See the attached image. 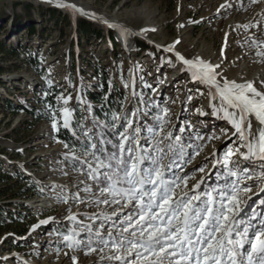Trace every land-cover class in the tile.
Returning <instances> with one entry per match:
<instances>
[{"label":"rangeland","instance_id":"374dc122","mask_svg":"<svg viewBox=\"0 0 264 264\" xmlns=\"http://www.w3.org/2000/svg\"><path fill=\"white\" fill-rule=\"evenodd\" d=\"M61 1L102 15L114 27L104 28L80 15H71L47 0H0V40L7 50H0V176H7L0 182V264H73V256L75 264H120L108 259L110 249L100 240H107L109 232L113 238L131 239L123 228L128 226L129 216L134 223L139 220V207L134 202L127 206L123 201L120 205L96 202L101 196L99 189L107 181L100 185L90 180L87 165L80 163L90 159L85 149L95 143L93 122L110 126L118 145L120 132L134 134L133 155L139 145L156 157L159 152L151 151L149 146L159 137H151L148 130L158 128L157 117L167 109L161 135L171 132L173 139L164 140L159 148L166 153L162 162L171 160L176 167L169 169L166 176L171 179L173 174L180 176L206 165L205 173L196 171L195 179L189 181L191 187L207 174L200 192H211L231 179L226 177L225 163L257 172L264 166V161L243 160L238 153L225 157L229 149L239 148L241 153L247 149L240 147L239 137L232 135L234 129L222 112L212 115L210 102L219 108V98L212 100L209 87L193 82L176 58V53L188 60L199 57L219 65L216 72L221 84L224 79L252 82L264 92V54H257L264 52V0L256 4L250 0ZM26 5L32 7L30 18L24 16ZM221 5L231 8L219 14ZM76 20L94 24L101 36H84L77 30ZM134 40L149 48H135ZM173 44V51L164 50ZM104 76L108 78V90L113 88L123 95L119 109L109 107L108 111L104 103ZM87 91L98 94L95 107L100 109L101 117L89 109ZM18 98L34 106L38 117L23 110L13 113L10 105L19 107ZM38 100L44 102L40 104ZM64 108L71 112L67 130L80 138L76 145L57 137L64 129ZM53 112L59 131L52 128ZM114 116L118 119L114 120ZM249 119L254 137L261 125L254 116ZM175 136L181 139L176 141ZM196 146L199 155H195ZM213 152L217 155L213 156ZM72 153L79 159L73 160ZM189 157L191 162H186ZM216 161L219 163L213 168ZM148 167L151 161L145 158L142 168ZM246 183L252 185V192L242 194L243 198L252 196V206L261 210L264 192L260 189L264 182ZM32 186L34 193L27 191ZM183 190L181 185L177 194ZM21 191L26 193L14 195ZM257 192L259 197L254 195ZM206 199L201 196L202 201ZM72 214L76 215L75 221L68 219ZM43 220L49 222L40 224ZM37 224L39 227L32 230ZM69 232L79 233V247H67L63 237ZM89 246L104 250L86 254ZM127 259L134 261L135 257Z\"/></svg>","mask_w":264,"mask_h":264},{"label":"snow or ice","instance_id":"6c2138e0","mask_svg":"<svg viewBox=\"0 0 264 264\" xmlns=\"http://www.w3.org/2000/svg\"><path fill=\"white\" fill-rule=\"evenodd\" d=\"M259 2L260 0H250L251 4ZM56 6L72 8L84 14L74 5L57 2ZM242 27L248 29V25ZM174 47L175 44L169 45L164 50L170 52ZM223 52L224 50L221 49L222 55ZM257 54L262 55L264 52ZM176 58L185 66L183 70L190 73L193 82L209 87L212 100L219 98V108L210 102L212 115L216 116L222 112L223 117L234 129L232 135L239 137L240 147L247 149L242 153L239 148L235 151L229 149L225 157L238 153L243 160L256 158L264 161V92L258 91L252 82L236 83L224 79L221 84L217 80L219 74L216 72L219 65H211L199 57L188 60L176 53ZM188 99L190 100L191 96ZM67 102L65 98L64 103ZM167 111L164 109L163 114L157 117L158 128L148 130L151 137H159L154 145L149 146L151 151L159 152L158 156L153 157L149 150L139 145L135 149L136 154L133 155L134 150L130 143L135 139V135L120 132L119 153L114 151L107 154L106 149L91 143L88 148L92 151L85 149L86 156L90 159L85 158L80 161L82 166L87 165L86 174L90 180L98 184L107 181L106 186L99 189L101 196L97 198V203L120 205L123 201L127 206L128 203L134 202L139 207V220L134 223L129 216L126 221L128 226L123 228V232L129 233L131 239L128 236L113 238L111 232L107 240L101 238L100 243L110 249L108 259L118 261L120 264H136L137 261L140 264H165V261L167 264L173 262L175 264H264V199H260L261 210L258 211L252 206L254 203L252 196L246 199L242 196L244 193L252 192V185L246 181H253L256 184L264 182V166H261L257 172L246 166L229 167L228 163H225L226 177L231 179H226L222 187L213 188L211 192L199 191L205 183L207 174L202 175L189 187V181L195 179L194 173L196 171L205 173L206 165L198 166L183 175L173 174V178H167L169 169L176 167L171 160L167 164L162 162L166 153L164 149L159 148L164 140L173 139L171 132L161 135L166 123ZM62 115L63 127L67 129L70 127L71 112L64 108ZM200 115L205 113L200 112ZM252 116L261 125L254 137L249 119ZM113 119L118 117L114 116ZM52 128L53 131H59L55 112H53ZM183 131L184 129H181V132ZM214 138L219 139V137L208 139ZM174 139L179 141L181 137L175 136ZM100 143L101 145L106 143L103 136ZM65 147L68 145L65 144ZM196 147L195 155H199V146ZM212 155L216 156L217 153L213 152ZM145 158L151 161V167H141ZM72 159L77 160L79 157L72 153ZM186 162H191V157ZM216 163L219 161L213 164V168L216 167ZM81 171H84L83 167ZM146 185H150V189L146 188ZM181 185L184 190L178 195L177 190ZM260 192H264V188H261ZM260 192L254 195L259 197ZM202 195L207 199L202 201ZM64 202L67 203V200L65 199ZM113 215L117 214L113 213ZM68 219L75 221L76 215L72 214ZM48 222L43 220L40 224ZM37 227L39 224L33 225L32 230ZM88 231H92L91 225L88 226ZM78 235L79 233L76 232L64 235L63 239L67 247L80 246ZM97 235H99L98 231ZM104 247L97 249L89 246L86 254L97 250L103 252ZM133 255L134 261L127 259L128 256ZM72 260L75 264L76 257L73 256Z\"/></svg>","mask_w":264,"mask_h":264},{"label":"trees","instance_id":"16d2710c","mask_svg":"<svg viewBox=\"0 0 264 264\" xmlns=\"http://www.w3.org/2000/svg\"><path fill=\"white\" fill-rule=\"evenodd\" d=\"M162 1H167L168 3L171 2V0H162ZM14 7L17 6V4H14L13 5ZM31 6H23V10H24V16L25 17H28L30 18V15H31ZM51 13H53L54 11L50 10ZM3 16V12L0 11V17ZM76 28L77 30L82 33L84 36H91V35H95L97 37H100L101 36V31L98 30L94 24L90 23V22H87L85 20H76ZM29 31L32 32V28H29ZM110 38L113 39L112 37V33L110 32ZM133 44L135 46V48L137 49H148L149 47L145 44H143L142 42L138 41V40H134L133 41ZM0 50L2 52H6V47L5 45L3 44V42L0 40ZM103 81V90H102V93L104 95H106V99L104 101L105 105L107 106L108 108V111H110V108H113V109H119L120 106L122 105V102H123V95L120 93V92H117L116 90H114L113 88H111L110 90H108V78L106 76L103 77L102 79ZM85 96L87 98V102L88 104L90 105V110H92L93 114L97 117H101L102 114L100 113V109L95 107V103L97 102V96L98 94H96L95 92H90V91H87L85 93ZM44 101L42 100H38V103H43ZM18 103L20 104L19 107H15L13 105H10V110L13 112V113H16L20 110H23L25 111L26 113H28L30 116L32 117H38V115L35 113V109H34V106H30L28 105L24 99L22 98H18ZM93 125H94V130H95V133H96V138L94 139L95 140V144L99 147V148H104L106 149V153L107 154H111L112 152H117L119 153V149H118V142L117 140L115 139V132L114 130H112V128H110V126H103L102 124H100L99 122H93ZM132 134V133H130ZM101 136H103V139L106 141L105 144L101 145L100 141H101ZM57 137L62 140V141H66L68 143H71L76 145L80 142V138L74 134V133H71L69 130L67 129H62L60 131V133L57 134ZM132 142L133 140H131V143H130V146L132 145ZM114 145L116 147H114ZM69 161V160H68ZM4 178H7V176H0V182L3 181ZM102 185V184H100ZM27 191H30L31 193H34L35 192V189L34 187H30L29 190ZM22 193H26V191H21L19 194H14L15 196L17 195H20ZM28 193V192H27Z\"/></svg>","mask_w":264,"mask_h":264},{"label":"bare ground","instance_id":"6f19581e","mask_svg":"<svg viewBox=\"0 0 264 264\" xmlns=\"http://www.w3.org/2000/svg\"><path fill=\"white\" fill-rule=\"evenodd\" d=\"M48 1V0H47ZM230 1V0H229ZM57 2H60V3H64V2H62L61 0L59 1V0H53V2L52 3H54V4H56ZM64 4H66V3H64ZM220 4V3H219ZM75 8L76 9H81L82 11H83V13L84 14H81V12H78V11H75L74 9H72V8H62L63 10H65L66 12H68L69 14H71V15H75V14H77V15H80V16H82V17H85V18H87V19H89L90 21H93V22H95L96 24H98V25H100L101 27H108L111 23H110V21L109 20H107V19H105V18H103V16L102 15H96V14H94V13H92V11H89L87 8H85V7H82V6H80V5H76L75 6ZM229 8H231V6H229V5H225L224 7H221L220 6V12H219V14L221 13H224L225 11H229L228 9ZM237 19V18H236ZM139 34H140V32H138ZM144 34H145V32H144ZM133 36H135L134 34H133ZM141 36V35H140ZM225 59V58H224ZM133 78H134V75H133ZM128 89H127V93L128 94H130L131 93V90H130V86L128 85V87H127ZM134 89V88H133ZM127 105V103H125V106ZM147 186V185H146Z\"/></svg>","mask_w":264,"mask_h":264}]
</instances>
